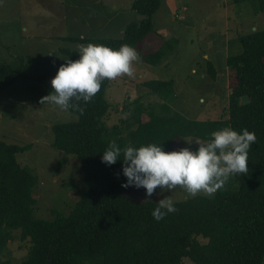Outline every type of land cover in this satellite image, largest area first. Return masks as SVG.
I'll return each instance as SVG.
<instances>
[{
    "label": "trees",
    "instance_id": "16d2710c",
    "mask_svg": "<svg viewBox=\"0 0 264 264\" xmlns=\"http://www.w3.org/2000/svg\"><path fill=\"white\" fill-rule=\"evenodd\" d=\"M254 1L256 10L264 14V0ZM160 3L132 0V8L143 17L128 22L121 36L68 37L113 49L123 44L136 48L153 29L152 13ZM238 39L241 50L226 59L230 69L228 100L218 119L197 120L172 109L166 103L173 91L172 81L150 79L144 86L160 103L137 107L122 122L109 124L115 106L106 97L111 81L105 80L90 103L79 102L83 114L69 109L77 116L75 121L52 125V147L74 155L83 174L77 199L67 213L54 209L52 216L37 215L33 194L39 177L18 160L30 145L0 139V264H15L5 254L8 242L16 237L29 241L26 255L17 264H180L184 257L193 264H263L264 27ZM58 52L70 60L79 59L77 50L61 48L44 60L28 58L25 62L22 57L19 66L2 63L0 90L24 77L29 64L48 63ZM164 56L165 51L159 49L143 59L157 64ZM208 67L214 77V67L211 63ZM225 127L255 133L256 143L248 152V173L235 175L238 187H223L212 197L201 193L173 200L178 211L160 221L152 216L158 201L136 195L132 186L122 187L127 183L123 155L114 165L102 162L112 141L121 149L154 143L166 152L178 151L183 140H210L213 131Z\"/></svg>",
    "mask_w": 264,
    "mask_h": 264
},
{
    "label": "rangeland",
    "instance_id": "374dc122",
    "mask_svg": "<svg viewBox=\"0 0 264 264\" xmlns=\"http://www.w3.org/2000/svg\"><path fill=\"white\" fill-rule=\"evenodd\" d=\"M161 0L153 14V29L135 48L140 60L134 64L135 76L111 81L106 97L114 108L109 124L122 122L135 108L160 103L144 82L171 80L173 91L166 103L187 117L218 119L226 109L230 69L226 59L241 50L238 36L264 26V14L257 3L234 0ZM132 0H0V64L19 66L22 57L44 60L61 48L79 52L86 42L71 41L68 36H121L128 22L143 17L131 6ZM162 49L165 56L149 64L143 56ZM70 57L58 52L43 64H29L25 76L0 90V139L8 143L30 145L18 155L19 162L38 175L34 189L37 215L52 216L54 209L65 213L77 199L83 174L78 159L52 147L56 122L75 121L69 110L40 100L53 91L51 79ZM216 75L209 72L208 64ZM133 119V117H131ZM195 138L183 140L182 147L197 149ZM239 181L230 176L223 187L236 188ZM132 186L140 197L173 200L189 196L182 188L162 191L159 187L148 197L146 189ZM203 194V193H202ZM17 234V232L15 233ZM29 241L16 237L7 244V258L17 264L26 255ZM180 264H193L182 258ZM264 264V260H263Z\"/></svg>",
    "mask_w": 264,
    "mask_h": 264
},
{
    "label": "clouds",
    "instance_id": "9594fccd",
    "mask_svg": "<svg viewBox=\"0 0 264 264\" xmlns=\"http://www.w3.org/2000/svg\"><path fill=\"white\" fill-rule=\"evenodd\" d=\"M65 60L67 63L59 67L50 81L53 91L43 96L40 103L53 104L63 111L76 109L83 114L84 109L79 102L90 103L105 80L114 81L125 76L134 78V64L140 56L128 44L113 49L89 43L79 46V59ZM256 139L255 133L247 129L238 133L225 127L213 131L210 140H195L198 145L196 151L184 147L166 152L154 143L139 148L129 145L121 149L112 141L103 152L102 162L114 165L122 154L123 174L127 177V183L122 187H143L148 197L158 187L170 192L179 187L192 197L201 193L212 197L223 188L230 176L248 173V152ZM177 211L169 196L159 200L152 216L160 221L167 214Z\"/></svg>",
    "mask_w": 264,
    "mask_h": 264
},
{
    "label": "crops",
    "instance_id": "0c3cea01",
    "mask_svg": "<svg viewBox=\"0 0 264 264\" xmlns=\"http://www.w3.org/2000/svg\"><path fill=\"white\" fill-rule=\"evenodd\" d=\"M172 1V4H174L175 3V9L174 8H170V11H172V12H175L177 9H176V6H177V8H178V2L176 1V0H171ZM152 22H153V14H152ZM153 26H154V24H153ZM264 27V26H263Z\"/></svg>",
    "mask_w": 264,
    "mask_h": 264
}]
</instances>
